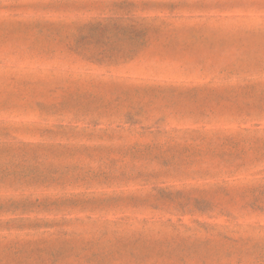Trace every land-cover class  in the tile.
Instances as JSON below:
<instances>
[{
    "label": "rangeland",
    "instance_id": "rangeland-1",
    "mask_svg": "<svg viewBox=\"0 0 264 264\" xmlns=\"http://www.w3.org/2000/svg\"><path fill=\"white\" fill-rule=\"evenodd\" d=\"M0 264H264V0H0Z\"/></svg>",
    "mask_w": 264,
    "mask_h": 264
}]
</instances>
